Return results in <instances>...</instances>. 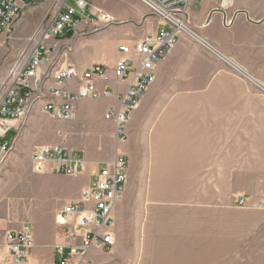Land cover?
<instances>
[{"label":"rangeland","instance_id":"1","mask_svg":"<svg viewBox=\"0 0 264 264\" xmlns=\"http://www.w3.org/2000/svg\"><path fill=\"white\" fill-rule=\"evenodd\" d=\"M53 1L20 0L21 12L0 45V95L9 70L34 48L31 37ZM86 1L95 15L102 11L115 21L77 47L83 62L112 65L117 39V46L131 43L157 22L138 0ZM180 37L189 50L199 49L186 33L175 45ZM245 69L264 83V68ZM225 70L232 77L214 79L211 74L207 84L201 61L189 67L183 63L163 97L145 102L151 83L125 125L127 141L121 146L111 137L112 127L105 131L108 123L96 121L103 139L100 153L105 159L116 149L126 154L128 176L115 207L119 219L112 251L91 252L83 264H264V93L232 68ZM83 105L81 112L101 114V109ZM182 108L192 113L168 114ZM35 110L31 123L16 122L15 148L0 168V223L3 229L30 226L44 241L56 207L79 199L74 198L79 184L57 185L40 177L43 173L32 171L31 153L53 144L79 150L73 143L80 133L76 125L66 128L74 119L55 120L40 107ZM149 112L156 113L151 118ZM164 116L176 122L160 127L156 119ZM54 228L57 240L61 229L55 223ZM54 245L35 244L29 260L57 264Z\"/></svg>","mask_w":264,"mask_h":264},{"label":"built area","instance_id":"2","mask_svg":"<svg viewBox=\"0 0 264 264\" xmlns=\"http://www.w3.org/2000/svg\"><path fill=\"white\" fill-rule=\"evenodd\" d=\"M138 1L157 19L158 31L131 43L119 44L113 66L95 64L84 70L67 62L71 40L100 30V26H108L115 20L105 17L102 11L95 15L86 0L53 1L44 23L31 37L35 41L34 48L27 58L12 66L4 82L5 90L0 95V168L15 148L16 122H25L35 107H40L50 118L63 121L74 117V105L79 100L112 97L118 106L108 107L103 119L112 123L111 136L115 143L120 146L126 143L125 125L140 97L153 83L156 65L174 47L181 33L191 35L234 69L189 27L190 0ZM22 6L20 0H0V45ZM231 24V18H223L224 27ZM234 70L249 80L245 72ZM111 79L126 83L125 89L110 86ZM251 82L264 93V84ZM85 167L86 161L80 150L58 144L40 145L31 153V168L35 173L77 176L85 171ZM127 175V156L116 149L110 159L99 163L79 199L65 202L56 212L54 223L61 229L54 245L57 264H83L91 252L112 251L116 224L114 211L123 197ZM0 235L9 264H27L35 245L31 227L3 229L0 224Z\"/></svg>","mask_w":264,"mask_h":264},{"label":"crops","instance_id":"3","mask_svg":"<svg viewBox=\"0 0 264 264\" xmlns=\"http://www.w3.org/2000/svg\"><path fill=\"white\" fill-rule=\"evenodd\" d=\"M188 12L191 18V27L195 34L207 42L212 48L217 50L224 59L234 62L240 70L249 76L250 81H248L251 84V81L264 84L260 79L253 76V73L251 74L250 71L245 69L249 68L252 72H254L255 68H264V0H190ZM223 18L232 19L230 27H224L222 25ZM159 27L160 25L157 21L152 24L148 31L149 33H155L158 31ZM98 34L100 33L79 35L72 39L71 52L68 54L67 62L75 65L79 70L87 69L95 64H106L109 67L113 66L114 63L110 65L106 62L100 63L99 61L83 62L79 53L76 52L77 47L80 44L84 45L86 41L89 42L90 39H94L93 36ZM117 43L118 39L115 44L116 48ZM196 44L199 49L195 51L193 49L189 50L184 38L180 37L178 39L175 47L156 65L154 71L155 79L145 92V102H148L150 99H154L157 96L163 97L165 94L163 89L169 82L173 84V80L175 79L174 74L178 68H182L183 63L189 67L192 63L201 61L203 76L205 75V82L207 84H209L211 74L212 76H215L214 79H216L218 75L230 77L231 74L225 70V68L230 67L228 64L224 63V61L219 57L214 56L204 45L200 43ZM116 53L117 58V49ZM178 56H180V58H177ZM211 67L213 69L212 73ZM215 70H218V73H214ZM109 85L117 90H124L126 87V83L115 82L112 79L109 82ZM96 100L97 102L95 103H92V101L87 99L79 100L74 105V117L72 118L74 119V122L66 126V128L69 129L76 125L77 130L80 133V139H77L73 145L84 153L83 156L86 161L85 171L80 176L72 178L52 173H43L40 175V177L52 178L53 183H56L57 185H66L67 183H73L74 185L79 184L77 190L75 191V199L79 198L82 189L90 183L91 175L98 168L99 163L109 159L103 158L104 156L100 153L101 148L99 147L102 145L103 139L101 138L102 134L99 132L101 130L97 127L96 121L99 120L108 123V128L103 130L106 131L110 129L112 127V123L103 119V114L108 107L118 106V102L112 97H100ZM143 102L141 103L140 101L141 105ZM83 103L89 105V110L97 108L99 111L101 109V114L98 116L95 112L92 114L81 112V110L84 109ZM153 110L154 108L150 109V111ZM36 113L37 111L34 109L27 117L26 122L31 123L33 118L37 115ZM155 113L156 112H149L151 118ZM189 113H192L191 108H182L177 112L172 110L168 114L188 115ZM185 120V118H180L181 122H184ZM156 121L161 122V124H159L161 127L167 123L176 122V118H165L164 116L163 119L160 120V118H157ZM56 143L58 142L56 141ZM93 166H95V169L91 172ZM61 207L62 204L57 206L52 214V224L47 230L46 240L39 241L37 237L33 235L34 244L38 243L48 247H53L56 241L54 237V216ZM114 217L117 222L119 217L115 211ZM1 227L5 228L2 224ZM4 260L5 264H9L7 261V252L3 246V238L0 235V262ZM35 260V258H31L29 263H32Z\"/></svg>","mask_w":264,"mask_h":264},{"label":"bare ground","instance_id":"4","mask_svg":"<svg viewBox=\"0 0 264 264\" xmlns=\"http://www.w3.org/2000/svg\"><path fill=\"white\" fill-rule=\"evenodd\" d=\"M230 62V65L234 68V69H237V70H239L240 68H238L235 64H234V62H232V61H229ZM249 77V76H248ZM29 264H37V260H35V261H33L32 263L30 262Z\"/></svg>","mask_w":264,"mask_h":264}]
</instances>
